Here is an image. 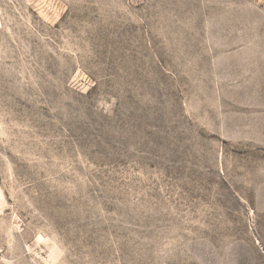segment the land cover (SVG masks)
Segmentation results:
<instances>
[{"label":"rangeland","instance_id":"rangeland-1","mask_svg":"<svg viewBox=\"0 0 264 264\" xmlns=\"http://www.w3.org/2000/svg\"><path fill=\"white\" fill-rule=\"evenodd\" d=\"M0 264H264V0H0Z\"/></svg>","mask_w":264,"mask_h":264}]
</instances>
